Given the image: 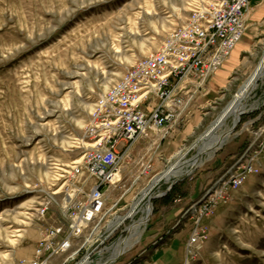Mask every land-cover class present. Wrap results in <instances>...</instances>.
<instances>
[{
  "label": "rangeland",
  "instance_id": "374dc122",
  "mask_svg": "<svg viewBox=\"0 0 264 264\" xmlns=\"http://www.w3.org/2000/svg\"><path fill=\"white\" fill-rule=\"evenodd\" d=\"M217 1L0 0V264H27L40 257L46 264H77L85 257L89 264H264V166L229 192L225 203L218 196L209 213L201 215L197 206L186 213L216 187L251 133L264 127V78L246 99V112L222 147L204 155L201 165L174 185L172 199H166L172 189L162 193L173 179L155 186L138 241L114 262L108 259L115 245L127 237L141 211L106 239L98 228L83 247L87 233L66 252L51 249L42 256L36 251L45 226H62L57 240L66 234L62 186L71 166L90 149L84 132L95 100L138 60L155 52L193 10ZM263 55L264 30L229 71L228 57L203 88H192L187 108L158 148L159 141L139 140L124 154L121 179L107 192L108 215L101 226L125 216L178 154H185L184 162L197 154L192 146ZM232 124L227 120L224 129ZM46 203L48 211L41 217L37 210ZM196 227L205 233L189 246ZM27 244L28 250L34 245L28 259Z\"/></svg>",
  "mask_w": 264,
  "mask_h": 264
},
{
  "label": "built area",
  "instance_id": "2783aa9c",
  "mask_svg": "<svg viewBox=\"0 0 264 264\" xmlns=\"http://www.w3.org/2000/svg\"><path fill=\"white\" fill-rule=\"evenodd\" d=\"M249 4L250 0H219L197 7L166 35L155 52L138 60L95 100L84 132L90 149H86L81 162L71 166L62 186L66 192L60 211L68 222L66 234L57 240L62 226H45L40 232L38 254L43 256L51 249L66 252L74 240L87 233L83 247L98 228L105 233L104 239L121 230L127 220L116 224L115 219L122 216L107 220L103 226L101 223L108 215L104 211L107 192L120 182L124 154L139 140L159 141L154 145L158 148L171 135L191 100L192 88H203L241 41ZM263 166L264 127L251 133L242 153L216 187L208 189L186 213L196 211V206L201 215L209 213L218 204V196L225 203L229 192L259 175ZM48 205H41L39 216L44 217ZM116 206L117 202L108 211ZM200 229L194 230L189 246L202 239L205 231ZM45 261L40 257L27 264Z\"/></svg>",
  "mask_w": 264,
  "mask_h": 264
},
{
  "label": "bare ground",
  "instance_id": "6f19581e",
  "mask_svg": "<svg viewBox=\"0 0 264 264\" xmlns=\"http://www.w3.org/2000/svg\"><path fill=\"white\" fill-rule=\"evenodd\" d=\"M262 78H264V55L252 75L236 92L230 103L219 114L209 129L198 139L197 143L192 146V149H197V154L187 162L183 161L185 154H178L176 161L171 164L167 170L157 176L152 184H150L149 188L144 190L141 196L133 202L126 215L115 219L116 224H121L122 222L133 218L138 211H141L143 214L137 222H134L127 228V237L115 245L110 258L108 259L109 262H114L120 255L138 241L141 232L140 229L147 223L151 213V192L155 186L160 182L167 183L172 179L180 180L187 177L192 170L201 165L204 155H211L222 147L225 140L230 136L238 124L241 113L245 114L246 99L255 90L258 80ZM94 107L95 106L93 105V108ZM92 112L93 109L91 113ZM229 119L233 122L232 127L224 129L226 122ZM143 206L144 208H142ZM77 264H89L88 257L83 258V260Z\"/></svg>",
  "mask_w": 264,
  "mask_h": 264
},
{
  "label": "crops",
  "instance_id": "0c3cea01",
  "mask_svg": "<svg viewBox=\"0 0 264 264\" xmlns=\"http://www.w3.org/2000/svg\"><path fill=\"white\" fill-rule=\"evenodd\" d=\"M245 26H246L245 32H244V35L241 41L238 43L235 49L230 53L229 58L226 61L227 62L225 66L226 71H229L234 66V64L238 60V55L244 49H246V46L250 45L252 41H255L259 33L263 32L264 30V0H250L249 10L246 16ZM134 148L136 149V146ZM33 249H34V245H32L30 247V250H28V244H27L26 249H25L26 259H28V255L31 256L33 254Z\"/></svg>",
  "mask_w": 264,
  "mask_h": 264
},
{
  "label": "water",
  "instance_id": "95a60500",
  "mask_svg": "<svg viewBox=\"0 0 264 264\" xmlns=\"http://www.w3.org/2000/svg\"><path fill=\"white\" fill-rule=\"evenodd\" d=\"M243 113H241V115H242ZM179 180H174L171 184H170V186L167 188V190L165 191V192H163L162 193V196L163 195H165L167 192H169L171 189H172V187L178 182ZM154 198H157V197H154Z\"/></svg>",
  "mask_w": 264,
  "mask_h": 264
},
{
  "label": "trees",
  "instance_id": "16d2710c",
  "mask_svg": "<svg viewBox=\"0 0 264 264\" xmlns=\"http://www.w3.org/2000/svg\"><path fill=\"white\" fill-rule=\"evenodd\" d=\"M175 186L172 188V190L170 191V193H168V195L166 196V199H172L173 195L175 194Z\"/></svg>",
  "mask_w": 264,
  "mask_h": 264
}]
</instances>
